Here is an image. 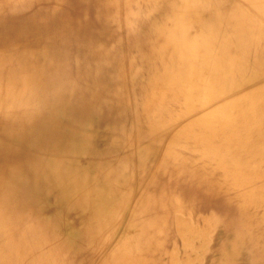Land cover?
Wrapping results in <instances>:
<instances>
[{
  "label": "bare ground",
  "instance_id": "obj_1",
  "mask_svg": "<svg viewBox=\"0 0 264 264\" xmlns=\"http://www.w3.org/2000/svg\"><path fill=\"white\" fill-rule=\"evenodd\" d=\"M58 113L83 119L67 147L91 158L81 178L104 179L107 204L146 187L133 210L150 214L157 264H264V0H0V129H56ZM58 156L50 178L74 187ZM80 206L88 217V189ZM11 226L12 264L46 241L31 218Z\"/></svg>",
  "mask_w": 264,
  "mask_h": 264
},
{
  "label": "rangeland",
  "instance_id": "obj_2",
  "mask_svg": "<svg viewBox=\"0 0 264 264\" xmlns=\"http://www.w3.org/2000/svg\"><path fill=\"white\" fill-rule=\"evenodd\" d=\"M77 60L75 62L79 64L81 61L77 63ZM78 91V87H75L74 92ZM58 111L63 112L61 107ZM58 118L65 121L57 122L56 129L54 125L43 128L35 125L30 129L20 127L15 132L0 129L2 244L9 235L12 223L25 218H31L33 222L41 224L46 240L30 246L27 250L15 249V253L20 255H15L13 264H28L34 253L44 251L53 254L57 264H157L153 253L154 244L151 242L152 229H142L140 226L141 219L150 214L141 216L145 206L133 210L137 196L144 191L143 188L146 190V187L129 193H118L117 196H122V206L119 209L115 202L107 204L105 197L111 193L105 188V180L96 177L95 173L89 170L86 179L81 178L84 168L80 167L85 165L90 168L93 164L91 158L86 155L77 157L67 147V137L82 126L83 119L74 114L69 118L64 117L63 113H58ZM59 130H64L65 134L61 135ZM51 151L72 166L67 168L75 174L70 176L76 177L72 179L74 187L56 189L58 175L52 174L50 178L45 167V154ZM41 185H49V188L42 189ZM87 189L88 217L84 218L81 216L87 211L83 212L85 210L80 206V202ZM14 195L15 210L8 207L13 203ZM55 196L60 198L58 205L55 202L50 203ZM67 198L76 202L75 206L70 207L71 210L66 207ZM58 207L61 209L59 215L55 212ZM219 221L222 223V217ZM167 229L169 231L170 226ZM26 235L28 232L24 236ZM15 237L20 239L21 231ZM163 238L164 241L157 249L161 254L166 253L173 245V242L166 240L164 234ZM176 246H180L178 241ZM4 249L7 247L0 249V264H12L3 259ZM25 256L29 258L20 260V257ZM166 260L163 257L158 264H169ZM203 264H208V259L205 258Z\"/></svg>",
  "mask_w": 264,
  "mask_h": 264
}]
</instances>
